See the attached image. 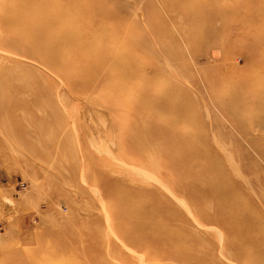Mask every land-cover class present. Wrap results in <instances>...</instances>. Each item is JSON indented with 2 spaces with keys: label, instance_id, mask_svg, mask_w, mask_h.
Segmentation results:
<instances>
[{
  "label": "rangeland",
  "instance_id": "374dc122",
  "mask_svg": "<svg viewBox=\"0 0 264 264\" xmlns=\"http://www.w3.org/2000/svg\"><path fill=\"white\" fill-rule=\"evenodd\" d=\"M0 264H264V0H0Z\"/></svg>",
  "mask_w": 264,
  "mask_h": 264
}]
</instances>
